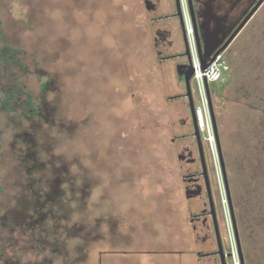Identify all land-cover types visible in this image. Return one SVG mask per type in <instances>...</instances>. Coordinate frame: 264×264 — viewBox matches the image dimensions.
Segmentation results:
<instances>
[{"label": "rangeland", "instance_id": "1", "mask_svg": "<svg viewBox=\"0 0 264 264\" xmlns=\"http://www.w3.org/2000/svg\"><path fill=\"white\" fill-rule=\"evenodd\" d=\"M153 15L144 0H0V264L39 259L31 230L11 223L32 211L36 162L54 166L35 176L62 167L68 198L76 186L89 191L87 207L70 205L77 217L113 209L129 234L158 235L186 219L172 138L190 109L174 98L186 91L175 65L156 53ZM224 56L226 82L209 84L218 136L210 114L203 133L236 221L224 217V247L239 257L241 248L244 264H264V4ZM192 91L201 105L193 80Z\"/></svg>", "mask_w": 264, "mask_h": 264}, {"label": "flooded vegetation", "instance_id": "2", "mask_svg": "<svg viewBox=\"0 0 264 264\" xmlns=\"http://www.w3.org/2000/svg\"><path fill=\"white\" fill-rule=\"evenodd\" d=\"M182 1L184 12L187 8L190 14V10L187 7L189 6L188 1L190 0ZM192 1L197 22L203 24L209 21V28L211 31L217 30V40L224 39L222 44L229 39L244 17L258 2V0ZM144 2L146 9L150 13H154L151 18V30L153 31L156 53L161 61H170L174 64L179 74L178 68L180 65L186 64L189 60L186 55L187 47L185 43V33L181 20L177 16L176 0H148L151 6L150 9L147 7L146 0H144ZM185 4L187 6H185ZM263 4L264 2L232 39L224 52L227 50L229 54L232 44L240 36ZM179 76L184 81V77L180 74ZM195 92L197 94V91ZM174 96L175 99L181 97L182 100L178 101L185 100L187 109H190L186 91ZM195 98H197V96H194V100ZM199 99L200 98H198V100ZM195 106L197 113L196 102ZM33 112L42 115V112L37 108H33ZM45 119H47V117H45ZM177 127L178 130L172 139L178 144V148L180 149L178 155L179 161L182 163L180 164V181L184 191L182 208L187 210L185 220L188 223L190 233L195 237L198 246L197 251L200 254L208 255L209 257L215 256L220 259V256L217 254L220 242L219 235L224 246L223 237L228 239L227 229L229 225L225 231H223L222 225L224 224V217L226 219L227 215L230 219V226L233 225L235 218H233V206L231 203L229 208L228 203L225 204V200L220 196L221 177L219 176L220 179H218L217 176L219 171H216L215 166L210 162L207 156L204 134L201 129L200 139L195 134L191 110H189V113L187 112L180 117ZM26 137L19 135L22 141H24ZM28 149L29 148L26 150ZM26 150H23L24 158L31 156ZM23 160H25L26 163L28 159ZM48 166H54L52 159L45 162L41 161L40 163L36 162L28 166L29 179L27 185L28 189H26V191L28 190L31 193V202H33L34 205L32 211L23 210L11 220V223L23 225L22 227H24V230L30 229L31 234H29L32 236V239L36 240L38 243V246L35 247L37 248L38 261L27 264H56L60 262V254L64 256L69 255V245H71L70 239L78 236L90 239L91 237L105 236V232H109L113 235L118 234L125 239L128 235L126 226L122 221L125 217H119L113 209H109L110 212L106 211L99 217L91 214L92 219H90L88 214L83 217H77V210L74 211L73 206L70 207V205L72 202L77 204L81 201L85 207H87L89 191L84 189V187L79 189L76 186L72 188L71 199L68 198L65 189L62 188V181L65 182L68 180L66 177L67 175L63 174L62 167H54L51 169L53 177L42 174H37V176H35L32 172L33 169H45ZM222 176L224 179V167H222ZM75 179L74 185L78 183L77 177H75ZM216 180L217 184L215 182ZM44 183L47 184V188L40 187L44 185ZM78 192H81L82 196L78 195ZM70 213L73 217L70 216ZM5 224L6 223L3 222L2 225ZM62 226L64 230L58 231ZM106 229L109 231H106ZM26 230L25 232L28 233L29 231ZM61 235L64 237L61 238ZM225 249L227 252H231L230 249ZM228 260L229 257H227V261ZM5 262V264H20L18 260L14 259L11 261L6 260Z\"/></svg>", "mask_w": 264, "mask_h": 264}, {"label": "crops", "instance_id": "3", "mask_svg": "<svg viewBox=\"0 0 264 264\" xmlns=\"http://www.w3.org/2000/svg\"><path fill=\"white\" fill-rule=\"evenodd\" d=\"M105 233L90 239L71 238L69 255L61 256V264H222L219 257L197 251L185 219L167 234L133 232L123 239L118 234Z\"/></svg>", "mask_w": 264, "mask_h": 264}, {"label": "water", "instance_id": "4", "mask_svg": "<svg viewBox=\"0 0 264 264\" xmlns=\"http://www.w3.org/2000/svg\"><path fill=\"white\" fill-rule=\"evenodd\" d=\"M264 2V0H258V2L254 5V7L250 10V12L244 17V19L241 21V23L237 26V28L234 30L232 35L227 39V41L223 43L224 39L222 40H217V30L211 31L209 28V21H206L205 23H198L196 18H195V13L193 10V1L190 0L188 1L187 6L190 10V15L192 19V24H193V29L195 33V40H196V46H197V52L199 55V58L201 60L202 68L206 69L209 64H211L214 59L219 55L220 53L224 52L226 47L229 45V43L232 41V39L238 34V32L243 28V26L249 21V19L252 17V15L255 13V11L260 7V5ZM146 4L148 9L151 8L148 0H146ZM177 4V16L181 20V24L183 27V31L185 33V43H186V55L188 57V62L186 64L180 65L178 68L179 74L184 77L185 81V86H186V96L188 98L193 122H194V128H195V134L197 137L200 139L201 138V133H200V128L198 124V118H197V113H196V106H195V100H194V94L192 91V77L194 75V67H193V56H192V51H191V45L189 42V38L187 35V30H186V23H185V13L183 10V1L182 0H176ZM207 88V96L209 100V111H210V116L211 120L213 123V127L215 129V132L218 136L217 132V126H216V119H215V112H214V107H213V102L211 98V92H210V86L207 83L206 84ZM224 166V164H222ZM234 218V216H233ZM234 223H235V218H234ZM238 243H239V238L237 235ZM219 248L217 250V254L220 256V260L222 264H228L227 257L231 256V252H227L226 249L223 246V243L221 242V237L219 235ZM240 258L244 264V258L242 255V251L240 248Z\"/></svg>", "mask_w": 264, "mask_h": 264}, {"label": "built area", "instance_id": "5", "mask_svg": "<svg viewBox=\"0 0 264 264\" xmlns=\"http://www.w3.org/2000/svg\"><path fill=\"white\" fill-rule=\"evenodd\" d=\"M184 13L187 35L192 49L193 67L195 69L193 81L195 82L196 91L199 93V101L201 103V105L197 106L198 124L201 131L203 133H206V131L210 132L211 130L209 121V100L206 92V84L216 83L224 79L225 73L227 72V69L229 67V63L222 52L217 55L214 61L209 64L206 69L202 68L201 60L196 50V40L192 19L187 8ZM209 140L212 143L214 137L209 138ZM224 203L226 204L227 200H225ZM231 252L232 255L228 260V264H242L236 250L233 249L231 250Z\"/></svg>", "mask_w": 264, "mask_h": 264}, {"label": "trees", "instance_id": "6", "mask_svg": "<svg viewBox=\"0 0 264 264\" xmlns=\"http://www.w3.org/2000/svg\"><path fill=\"white\" fill-rule=\"evenodd\" d=\"M9 47V45L7 44V45H4V47H2L1 48V50L2 51H6V48H8ZM8 56H10V55H6V58L8 59L9 57ZM10 57H12V58H14L15 59V57L14 56H10ZM6 59V60H7ZM15 61H16V63L18 62L16 59H15ZM226 74V73H225ZM226 76H224V79H222L220 82L221 83H223V82H226V78H225ZM219 82V81H218ZM215 84H218V83H215ZM1 93H3V90H1L0 89V98H1ZM10 94H7V95H5V98L4 99H2V102H3V105L5 106V107H8V100H9V98H10Z\"/></svg>", "mask_w": 264, "mask_h": 264}]
</instances>
